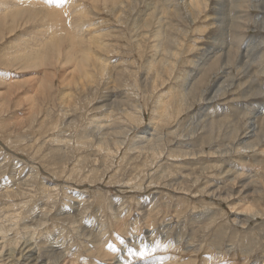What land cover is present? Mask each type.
I'll use <instances>...</instances> for the list:
<instances>
[{
  "label": "rangeland",
  "instance_id": "374dc122",
  "mask_svg": "<svg viewBox=\"0 0 264 264\" xmlns=\"http://www.w3.org/2000/svg\"><path fill=\"white\" fill-rule=\"evenodd\" d=\"M13 1L23 17L76 0ZM80 1L89 33L110 51L103 70L90 68L93 79L77 72L65 85L56 68L14 64L40 23L9 33L0 20V236L10 245L29 238L50 264L56 254L65 255L58 264H264V120L247 134L254 111L264 113V0H249L251 21L239 35L229 29L219 51L233 49L234 60L218 58L214 71L223 0L194 22L185 0H120L111 10ZM168 4L182 6L180 19L164 13ZM64 16L73 26L71 6ZM156 18L170 23L172 69L152 63ZM147 137L163 138L160 154ZM253 208L249 221L237 218Z\"/></svg>",
  "mask_w": 264,
  "mask_h": 264
},
{
  "label": "bare ground",
  "instance_id": "6f19581e",
  "mask_svg": "<svg viewBox=\"0 0 264 264\" xmlns=\"http://www.w3.org/2000/svg\"><path fill=\"white\" fill-rule=\"evenodd\" d=\"M25 1V0H23ZM28 1V0H26ZM35 1V0H34ZM43 1V0H42ZM49 1V0H48ZM47 1V2H48ZM51 1V0H50ZM59 1V0H58ZM93 3L99 2L101 1V5L106 7L105 9H108L110 5V9H117V7H119V2L120 0H90ZM169 1V0H167ZM187 1L186 5L194 8L195 11V15L192 14L191 16H195L194 18H191V22L193 21H197L199 18L198 16L201 15L204 12L208 11V8L210 7V0H185ZM0 2L5 5L4 8H2V4L0 5V20H4L5 21V25L8 27V32L12 33L14 31H16L19 27H22L25 23H27L28 21H33V22H39V26L38 29H36L37 24L34 23V26L36 24V32L34 34H32L31 36L24 33L25 37L26 35L28 36L27 40L24 39V41H22L21 46L22 49L18 50V46H17V50L15 51V53H12L11 55H13V63L14 64H20L22 63L23 59H25V62L22 69L23 68H34L38 65H43V66H47V67H51L50 69L56 68L54 69V77L56 75L59 76V78L61 79L62 83H64L65 85L67 84L68 80L70 79V75L72 74H77V72H79V76H81V78H94L96 75L95 74H91L90 72V68L94 67L95 70H98L100 66L101 69L103 70L104 66H107V59L101 60V57H103V54H107L108 51V41L106 44H104L105 39L102 36H98L96 37V35L93 34V32L91 31L89 33V30L91 29V27L95 28L94 23H90L89 22V18L87 19L88 22L86 23V16H87V7L84 6V4L80 5L79 2H82L80 0H76L73 1L71 3H69V5L67 6L65 3H63L62 5H60V2L58 3V7L59 8H64L62 11L65 10V12H62L59 10H57L56 8H53V10L51 11H45V10H36L35 13H32L27 15V16H21L24 12L21 11L20 9H11V3L12 4H16L17 1H13L9 4H7L6 2H3L2 0H0ZM29 2V1H28ZM32 4H34L33 1H31ZM36 2V1H35ZM39 2V0H38ZM46 2V1H45ZM54 2V0H53ZM19 3V1L17 2V4ZM24 5L26 3L22 2ZM21 3V4H22ZM49 3V2H48ZM47 3V4H48ZM121 3L125 5L126 1L125 0H121ZM168 3V2H167ZM170 3V2H169ZM251 2H249V0H223L222 4H221V8L225 10V17L221 20L222 24H221V36L218 39V48L214 51L213 55L215 56H209L208 59H215L214 62H212V65L210 66L209 70L210 71H214L216 67L219 66L218 61L220 60V58H227V61H229L228 58H233V49L232 51L226 52L225 54H221L220 50H223V45L225 46V44H228V36H229V29H234L237 32V35H239L240 30H242V28L247 27V22L248 19H252L250 18V4ZM16 4V5H17ZM20 4V5H21ZM29 4V3H27ZM36 4V3H35ZM50 4V3H49ZM156 4V2H155ZM233 4V8L237 9V12H230L228 10V7H232ZM23 5V6H24ZM52 5V4H51ZM57 5V4H56ZM158 5V3H157ZM27 6V5H26ZM29 6V5H28ZM38 6H40L38 4ZM73 8V15H74V19H73V26L70 25L69 23H67V20L64 16V13H66V11L69 10V7ZM108 6V8H107ZM123 6V5H122ZM172 5L168 4V9L164 10V13H167V15H172L173 11L175 10V14L178 16V18L180 19V16L183 14L181 11L182 6L180 5L178 6H173V9H171ZM18 7V5H17ZM159 7V6H158ZM157 7V8H158ZM253 7V6H252ZM255 7V6H254ZM2 8V9H1ZM26 8V7H25ZM40 8V7H39ZM188 7H186L185 9H187ZM47 9V7H46ZM49 9V8H48ZM56 9V10H55ZM159 9V8H158ZM190 9V8H188ZM35 11V10H34ZM116 11V10H115ZM155 11V10H154ZM157 11V10H156ZM156 11L154 12V17L156 14ZM28 12V11H27ZM30 12V11H29ZM114 12V11H113ZM184 12V11H183ZM201 12V13H200ZM231 15L233 14V18H232V25L230 26V13ZM77 15H76V14ZM264 13V12H263ZM173 14V15H175ZM175 15V16H176ZM40 16V17H37ZM157 16V14H156ZM174 16V17H175ZM186 16V15H185ZM202 16V15H201ZM167 17V16H166ZM3 18V19H1ZM169 18V17H168ZM176 18V17H175ZM120 20L122 19V15L120 16ZM157 20V18H156ZM162 20V19H160ZM165 21L167 19H164ZM164 21V22H165ZM251 21V20H250ZM150 22V21H149ZM158 22V26H155L154 29L157 32H154L152 35L153 40H151V42H153V46L157 51H156V56H153V61L152 63H161L164 65L169 64V68H170V61L172 56L170 57V55H172V51L168 50V45H172L175 44L172 42V35L173 34H168L163 32V26L168 28L170 27V23L165 22V25L162 26V23L160 24V21L157 20ZM156 22V23H157ZM263 22V21H262ZM24 23V24H23ZM30 23V22H29ZM46 23V24H45ZM152 23L150 22V25L148 24V21L145 23V25L147 26V28H151L152 27ZM155 23V24H156ZM180 23V22H179ZM250 23V22H249ZM28 24V23H27ZM25 24L26 26L29 27V25ZM24 25V26H25ZM30 25H32L30 23ZM144 25V24H143ZM144 25V26H145ZM161 25V26H160ZM249 25V24H248ZM23 26V28H24ZM33 26V25H32ZM33 26V27H34ZM89 26L90 29H89ZM5 27V28H7ZM251 27V26H250ZM260 27V26H259ZM180 28V27H179ZM264 28V27H262ZM30 29V27H29ZM32 29V27H31ZM30 29V30H31ZM34 29V28H33ZM32 29V30H33ZM34 29V30H35ZM29 30V31H30ZM33 30V31H34ZM93 30V28H92ZM32 31V33H33ZM246 31V30H245ZM7 32V33H8ZM26 32V30H25ZM151 32V31H150ZM82 33V34H81ZM31 34V33H30ZM86 35V36H85ZM88 35V37H87ZM151 35V33H150ZM149 35V36H150ZM108 36V35H107ZM147 36V35H146ZM187 36V35H186ZM23 37V36H22ZM24 37V38H25ZM185 37V36H184ZM147 38V37H146ZM145 38V40H146ZM151 38V39H152ZM186 38V37H185ZM243 37H239L236 36L235 39L240 40ZM22 40V39H20ZM150 41V39H148ZM82 42L83 44H85L84 47L81 48L82 46ZM148 42V41H147ZM150 42V43H151ZM172 42V43H171ZM243 42V41H242ZM241 42V44H242ZM25 43V45H24ZM234 43V42H233ZM232 44V43H231ZM186 45V44H185ZM79 46V47H78ZM192 46H195L194 44H192ZM236 46V45H235ZM93 47H98L99 49H95L92 50ZM185 47V46H184ZM190 47V46H189ZM222 47V48H221ZM226 47V46H225ZM237 47V46H236ZM173 48V47H172ZM231 48V47H230ZM170 49V48H169ZM187 49V48H186ZM185 49V50H186ZM191 49V48H190ZM226 49V48H224ZM235 49V48H234ZM238 50V48H236ZM174 50V49H173ZM101 52V54H99V52ZM175 51V50H174ZM187 51V50H186ZM220 51V52H219ZM246 51V50H245ZM105 52V53H104ZM223 52V51H222ZM174 53V52H173ZM237 53V51H236ZM234 53V54H236ZM179 54V53H178ZM250 54V53H249ZM103 55V56H101ZM155 55V54H153ZM174 55V54H173ZM177 54H175L176 56ZM181 56V55H180ZM174 58V57H173ZM219 58V60H218ZM217 59V60H216ZM181 60V59H180ZM234 60V58L232 59ZM247 61V60H246ZM222 62V60H221ZM242 62V61H241ZM172 63V62H171ZM167 64V65H168ZM196 64V63H195ZM245 64V63H244ZM249 64V62H248ZM174 65V64H173ZM246 65V64H245ZM244 66V65H243ZM206 67V66H205ZM249 67V66H248ZM67 68V69H65ZM167 68V67H166ZM228 68V67H227ZM168 69V68H167ZM172 69V68H170ZM174 69L176 70L177 68L174 67ZM251 69V68H249ZM183 70V69H182ZM100 71V69H99ZM185 70H183V74L186 72H184ZM209 71V72H210ZM163 72V71H162ZM168 72L170 73V71L168 70ZM181 72V71H180ZM220 72V71H219ZM174 74V72H172ZM208 73V71H207ZM248 73V72H247ZM172 74V75H173ZM218 74V73H217ZM229 74V73H228ZM167 75V74H166ZM220 75V74H219ZM222 75V74H221ZM226 75V74H225ZM158 76V75H157ZM169 76V75H168ZM203 76V75H202ZM216 76V75H215ZM53 77V76H52ZM157 78V77H156ZM165 78V77H164ZM214 78V77H213ZM160 79V77H159ZM162 79V78H161ZM59 80V79H58ZM164 80V79H163ZM60 81V80H59ZM165 81V80H164ZM212 81V80H211ZM181 82V81H180ZM203 82V79H200L199 84H201ZM253 82V81H252ZM183 83V82H182ZM197 83V82H196ZM204 83V82H203ZM38 84V83H37ZM183 85V84H182ZM181 85V86H182ZM190 85V84H189ZM196 85V84H195ZM197 85V86H198ZM210 85V84H209ZM211 86V85H210ZM242 86V85H241ZM32 88V87H31ZM195 89V88H194ZM188 90V87H181V92L182 94H184V97L186 96V92ZM193 90V89H192ZM252 90V89H250ZM203 92V91H202ZM201 93V92H200ZM205 93V92H204ZM203 93V94H204ZM205 96V94H204ZM200 97V96H199ZM185 99V98H184ZM183 99V100H184ZM202 100V99H201ZM201 103V102H200ZM32 104V108H34V103ZM135 104V103H132ZM140 104V103H139ZM187 105V104H186ZM132 107H134L132 105ZM181 107V106H180ZM262 107L264 108V105H262ZM184 108V107H183ZM130 109V107H129ZM128 109V110H129ZM179 109V108H178ZM182 109V108H181ZM186 109V108H185ZM126 110V111H128ZM256 110V109H255ZM168 111V110H167ZM124 112V111H123ZM166 112V111H165ZM160 113V112H159ZM164 113V112H163ZM168 113V112H167ZM157 114V113H155ZM169 114V113H168ZM135 115V114H134ZM165 115V114H164ZM264 113L261 111L260 113L257 111H254V113L252 114V116L247 120L248 122H250V127H252L250 132H247V134H251V136L256 135L257 133L255 132L257 127L259 126L257 121H259L260 119L264 120ZM157 116V115H156ZM207 116V115H206ZM263 116V117H262ZM164 117V116H163ZM247 117V116H246ZM102 121V120H101ZM154 122V121H153ZM258 124H257V123ZM206 125V123H205ZM258 125V126H257ZM100 125H98L99 127ZM103 126V125H102ZM263 126V123H262ZM205 127V126H204ZM215 127V126H214ZM248 127V125H247ZM250 127H248V129L246 128V130H249ZM211 128V127H210ZM206 129V128H205ZM216 129V128H215ZM214 129V130H215ZM213 130V129H212ZM211 130V132H212ZM258 130V129H257ZM260 130V128H259ZM146 131V130H145ZM176 131V130H175ZM210 131V130H209ZM262 131V130H261ZM260 131V132H261ZM158 132V131H157ZM225 133V132H224ZM256 133V134H255ZM217 134V133H216ZM158 134H156L157 136ZM246 135V134H245ZM153 136V135H152ZM214 136V135H213ZM229 136V135H228ZM242 136V135H241ZM249 137V136H248ZM148 138V137H147ZM159 139H157L156 137L154 139L148 138V141H151L150 144L151 146H149L148 144H146L145 147H151L150 149L152 150V154L157 153L160 149L161 146H158V143L163 140V138L160 140V137H158ZM215 139V138H214ZM227 140V139H226ZM250 140V139H249ZM154 141V142H153ZM246 141L248 140H241L240 144H242L244 147L246 148H251V147H255V145L252 143H247ZM144 142V141H143ZM164 142V141H163ZM126 142L122 143L125 144ZM161 143V142H160ZM135 144H143L142 142H138ZM144 147V149H146ZM257 149V147H255ZM143 149V150H144ZM228 149V148H227ZM243 149V148H240ZM259 149V148H258ZM245 150V149H244ZM247 151H249L248 149H246ZM251 150V149H250ZM190 151V150H189ZM241 151V150H240ZM239 151V152H240ZM183 152V151H182ZM194 152V150H193ZM246 152V151H245ZM170 153V152H169ZM158 154H160L158 152ZM183 155L188 154V152H183ZM216 154V153H215ZM220 154V153H219ZM222 155V154H221ZM216 156V155H215ZM199 159V158H198ZM204 159V158H203ZM215 170V169H214ZM162 173V172H161ZM226 173V172H225ZM229 175V174H228ZM247 175V174H246ZM199 177V176H198ZM201 177V176H200ZM202 178V177H201ZM204 179V178H203ZM198 183V182H197ZM181 184V183H180ZM195 184V183H194ZM197 188V187H196ZM198 189V188H197ZM209 189V188H208ZM210 190V189H209ZM190 191V190H188ZM194 191V189H193ZM182 192V191H181ZM197 192V191H196ZM207 192V191H206ZM216 192V191H215ZM192 194V193H191ZM214 194V193H213ZM227 194V193H226ZM205 195V194H204ZM208 196V195H207ZM215 196V195H214ZM220 196V195H219ZM222 196V195H221ZM231 196H229L230 198ZM227 198V197H226ZM227 200V199H224ZM229 200V199H228ZM247 207V206H246ZM250 210V214H246V215H238L237 218H241V220L244 217H248L247 221H249L251 218H253L254 216H256L257 214H259L257 212V210L253 209H249ZM261 210V209H260ZM262 212V211H261ZM236 219V218H235ZM245 219V218H244ZM243 219V221H244ZM240 219L238 221H241ZM242 222V221H241ZM246 222V221H245ZM240 223V222H239ZM243 223V222H242ZM248 223V222H247ZM246 223V224H247ZM250 223V222H249ZM16 224V223H15ZM18 224V222H17ZM238 224V223H236ZM3 225V224H1ZM16 226V225H15ZM245 226V225H244ZM1 228V227H0ZM1 231V230H0ZM3 231V230H2ZM1 231V232H2ZM5 232V231H3ZM3 234V233H2ZM3 236H0V239L3 240L2 243H0V264H50V262L47 261V257L44 256L43 254L44 252H42L40 249H38L36 247V244L32 241L26 239V241L24 240V242H20L19 239H17V242H14L15 244L10 245V243H7L6 241H4ZM7 239V238H6ZM22 240V239H20ZM1 242V241H0ZM53 251L56 253L55 248H52ZM43 253V254H42ZM48 254V252H46ZM64 253V251H63ZM66 254V253H64ZM58 258L56 259V262H54V264H58V260L63 258L64 256L62 255H57ZM49 257V256H48ZM53 257V256H52ZM70 262V261H69ZM53 264V262H52ZM121 264V263H120ZM124 264V263H123Z\"/></svg>",
  "mask_w": 264,
  "mask_h": 264
}]
</instances>
